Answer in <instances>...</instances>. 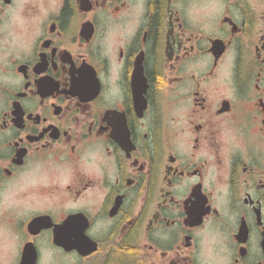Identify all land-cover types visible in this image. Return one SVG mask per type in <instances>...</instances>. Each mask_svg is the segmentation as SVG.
<instances>
[{
	"label": "flooded vegetation",
	"instance_id": "flooded-vegetation-1",
	"mask_svg": "<svg viewBox=\"0 0 264 264\" xmlns=\"http://www.w3.org/2000/svg\"><path fill=\"white\" fill-rule=\"evenodd\" d=\"M0 264H264V0H0Z\"/></svg>",
	"mask_w": 264,
	"mask_h": 264
}]
</instances>
